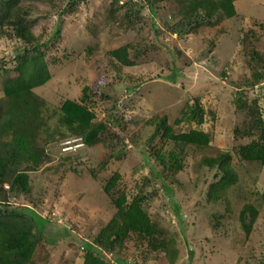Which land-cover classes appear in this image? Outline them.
Listing matches in <instances>:
<instances>
[{
	"label": "rangeland",
	"instance_id": "rangeland-1",
	"mask_svg": "<svg viewBox=\"0 0 264 264\" xmlns=\"http://www.w3.org/2000/svg\"><path fill=\"white\" fill-rule=\"evenodd\" d=\"M233 3L235 16L218 15L210 24L176 35L166 29L174 21L173 0H161L155 14L146 0H18V6L29 9L34 34L47 36L55 28L59 30L45 53L51 77L35 92L54 104L64 96L78 98L81 87L89 86L99 75L103 79L100 96L95 95L90 106L96 119L104 118L111 107L113 116L125 123L127 136L126 149L116 152L118 157L110 156L95 178L84 169L76 176L71 170L76 158H64L69 152H80L74 145L69 150L60 148V143L74 137L43 145L49 156L28 173L31 196L7 198L32 209L28 212L36 230L45 238L34 251L35 264H81L84 242L113 212L101 185L115 170L120 172V188L127 197L140 189L151 218L180 247L181 258L176 264H264V200L258 195L264 186V166L242 160L235 153L237 144L255 136L238 138L232 132L247 119V110L238 111L233 104L237 88L244 91L246 100L256 102L264 119V78L249 83L247 65L252 47L264 57V0ZM6 42L11 46L8 39L0 38V48L9 49ZM125 42L133 46L128 52L134 64L114 67L106 51ZM174 68L173 80H167ZM10 73L0 71V83ZM195 97L204 109V121L200 125L184 123L181 128L207 132L209 145L183 152V167L174 175L172 190L167 193L150 172L156 164L153 158H144L138 151L141 146L147 149L152 132L146 120L166 114L171 121L183 104ZM153 143L155 148L161 145L157 138ZM161 146L164 153L178 152L181 143L170 139ZM101 149L100 145L91 151L86 147L79 159H88L92 166ZM220 151L230 152L237 172L236 182L224 195L227 206L222 198L206 199L214 172L199 163L201 156ZM61 159L64 162L59 164ZM79 164L76 167H82ZM55 167L58 172L52 174ZM249 201L258 208V216L246 239L237 214L242 203ZM174 202L179 207L177 215ZM118 254L134 264H159L126 249Z\"/></svg>",
	"mask_w": 264,
	"mask_h": 264
},
{
	"label": "trees",
	"instance_id": "trees-1",
	"mask_svg": "<svg viewBox=\"0 0 264 264\" xmlns=\"http://www.w3.org/2000/svg\"><path fill=\"white\" fill-rule=\"evenodd\" d=\"M173 1L175 8L171 12V18L174 21L172 24L168 23L166 29L176 35L190 32L202 23L210 24L218 15L224 18L236 15L234 0ZM17 2L18 0H0V38L12 42L11 46L6 42L9 49L0 48V71L11 72L0 83V264H35L34 251L45 238L36 230L35 220L28 212L32 209L26 204L10 202L7 198L31 196L28 173L49 156L43 145L69 136L74 137L72 141L66 139L60 143V148L69 150L74 145L80 152L76 155L69 152L64 158H76L77 162L71 169L76 176L84 169L95 178L110 156L118 157V151L126 149L124 141L127 136L124 133L125 123L113 116L111 107L104 118L96 119L90 106L94 96H100L103 79L99 75L89 86L81 87L78 98L64 96L54 104L35 92L36 88L47 83L51 77L45 53L48 45H52V39L58 37L59 30L55 28L47 36L43 33L34 34L28 21L29 9L18 6ZM160 2L161 0H146L152 14L161 7ZM132 47L131 43L125 42L106 51L114 67L134 64L132 54L128 52ZM247 65L250 72L249 83L260 82L264 78V57L253 47L249 50ZM176 71V68L172 69L166 79L173 80ZM243 94L244 91L237 88L233 104L238 111L247 110V119H242L239 125L233 127V136L255 138L237 144L235 153L242 160L264 166V119L260 116L256 102L246 100ZM203 121L204 109L196 97L192 102L183 104L179 115L171 121L166 114L153 115L146 120L147 124L152 125V132L147 138V149L141 146L138 151L144 158L151 156L155 161L150 172L162 182L165 192L170 193V184L175 181L174 175L183 167V152L202 150L209 145L207 132L198 128L182 130V125H200ZM155 138L161 145L170 139L179 141L181 147L178 152L164 153L161 145L155 148ZM130 141L135 142L133 139ZM98 145L102 149L98 151L96 161L94 159L97 167L94 164L90 166L91 161L88 159H79L86 147L91 151ZM63 159L59 164L64 162ZM91 160L93 161L92 158ZM77 163L82 167H76ZM199 163L214 172V178L205 192L206 199L218 201L222 198L227 206L224 195L237 180L230 152L203 155ZM52 171V174H56L58 168L55 167ZM3 184L7 186L3 188ZM101 190L112 204L113 212L99 230L89 236L90 240L84 242L81 264H134L125 256L120 258L118 252L122 249L159 264L177 263L181 258L180 247L174 239L165 236L160 224L151 218L144 207L146 198L140 189L128 198L120 188V172L115 170L105 177ZM258 193L264 200V186ZM173 206L174 213L179 214V207L175 202ZM257 216L258 208L253 202L242 203L237 221L244 238L249 237ZM106 254H110L108 258Z\"/></svg>",
	"mask_w": 264,
	"mask_h": 264
}]
</instances>
